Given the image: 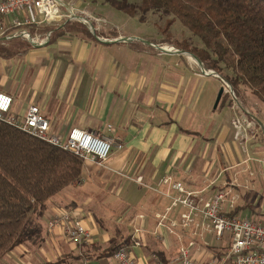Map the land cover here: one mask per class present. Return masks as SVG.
Instances as JSON below:
<instances>
[{"label": "crops", "instance_id": "1", "mask_svg": "<svg viewBox=\"0 0 264 264\" xmlns=\"http://www.w3.org/2000/svg\"><path fill=\"white\" fill-rule=\"evenodd\" d=\"M61 1L62 13L70 7L80 12L78 21L90 34L68 28L72 25L68 17L40 22L29 8L19 11L18 17L31 19L32 24L23 26L34 39L30 40L19 34L11 15H0V92L13 96L17 116H24L31 104L38 105L53 132L66 134L79 127L123 141L124 148H114L105 166L83 161V180L68 187L87 182L86 172L91 183L95 169L103 170L102 184L126 197V213L112 231L87 210L88 198L79 201L75 191L67 203L48 200L39 219L40 236L16 246L0 264H81L84 257L97 264H116L112 256H105L106 249L114 238H128L130 246L137 227L143 229L137 235L141 245L131 248L138 264H156L155 254L162 264H175L188 234L180 241L165 228L155 233L157 214L170 205L160 192L167 190L161 184L167 174L206 197L219 188L231 190L238 197L231 207L228 196L226 214L236 212L264 222V103L251 92L245 102L238 96L235 102L224 92L216 106L221 77L205 74L194 57L176 51L183 49L165 45L160 36L144 38L111 28L106 19L96 23L81 0ZM237 114L256 120L255 138L246 142L234 138L232 120ZM64 209L91 232L90 242L82 248L71 243L60 227H49ZM229 242V234L218 238L204 233L197 238L193 258L209 264L223 256Z\"/></svg>", "mask_w": 264, "mask_h": 264}, {"label": "trees", "instance_id": "2", "mask_svg": "<svg viewBox=\"0 0 264 264\" xmlns=\"http://www.w3.org/2000/svg\"><path fill=\"white\" fill-rule=\"evenodd\" d=\"M109 1L143 20L149 13L169 17L163 33L179 19L199 42L179 48L222 75L236 96L239 85L245 84L264 103V0ZM82 167L83 160L75 153L0 120V259L40 236L39 219L48 200L81 182ZM128 241L112 239L105 256H113Z\"/></svg>", "mask_w": 264, "mask_h": 264}, {"label": "built area", "instance_id": "3", "mask_svg": "<svg viewBox=\"0 0 264 264\" xmlns=\"http://www.w3.org/2000/svg\"><path fill=\"white\" fill-rule=\"evenodd\" d=\"M63 4L61 0H0V15H11L13 25L21 29L19 34L34 40L30 32L23 27L32 24L31 19H21L18 17L19 11L34 9L42 20L40 22L59 20L63 17L77 18L72 7L67 13H62ZM207 71L214 72L208 68L206 73ZM223 87L224 92L229 93L236 102L237 96L232 85L223 81ZM13 103L12 95L0 92V120L31 136L71 151L85 162L89 161L103 167L114 148L118 150L124 148L123 141L113 136L79 127L71 128L66 134L53 132L50 121L38 105L31 104L24 116H17L13 112ZM232 126L234 138L238 141L246 142L257 136L258 124L256 120L249 119L244 114L235 115ZM161 178V184L167 186V190L160 192L170 199V205L166 207L164 213L157 214L159 219L155 233H159L161 228H165L168 235H177L180 241L188 234V240L182 241L180 244L179 252L173 263L198 264L193 258L197 238L208 233L218 238L229 234L231 238L230 245L223 256L211 260L209 264H264V222L241 215L226 214L224 211V203L228 196L230 197V206L234 207L237 195L233 194L231 190L219 188L212 195L206 197L201 190L192 188L170 174ZM137 179L141 181L140 177ZM174 213L177 217L172 218ZM49 227L51 229L60 227L63 235L80 248L91 240L90 230L82 221L77 220L75 214L65 209L49 221ZM142 231V227H137L131 245H122L115 251L112 257L116 264H138L136 257L132 254L131 247L141 245L137 235ZM153 257L156 264H162L158 255L155 254ZM81 264L97 263L91 258L84 257Z\"/></svg>", "mask_w": 264, "mask_h": 264}, {"label": "rangeland", "instance_id": "4", "mask_svg": "<svg viewBox=\"0 0 264 264\" xmlns=\"http://www.w3.org/2000/svg\"><path fill=\"white\" fill-rule=\"evenodd\" d=\"M84 4V7H87L91 13H93V20L97 23L100 22V20L106 19V25L109 27H116L119 30L125 31L126 33H138L144 38H157L161 37L162 40L164 39L165 45L174 44L177 46L183 47L184 45L188 47H194L199 44L197 39L191 36V31L181 23L179 19H177L172 26H170L168 33L162 32V28L166 24V20L169 17L164 16H158L149 13L150 19H141L138 15H130L127 12H124L117 7L110 4L111 2L109 0H81ZM129 2L133 3H139L141 0H128ZM74 13L77 15V18H71L70 21L72 22V25L68 26V28H75L78 30H83L86 33L90 34V31L88 30V27L86 24H84L81 21H78L82 17L79 16L80 12L74 11ZM100 17V18H97ZM84 20L86 22L92 21V18H86L84 17ZM104 24V21H101V24ZM98 26V25H96ZM94 26V27H96ZM163 36V37H162ZM185 41V42H183ZM210 70V69H208ZM213 70V69H211ZM222 76V75H221ZM223 77V76H222ZM224 78V77H223ZM212 80V79H210ZM220 80V87L218 89V92L216 94V97L218 98L220 90L223 88V81L222 78L218 79ZM253 93L250 88H248L245 84L239 85V92L237 93L242 100L246 95H249L250 93ZM217 100V99H216ZM245 102V100H243ZM216 104V102H215ZM249 105V103L246 102V105ZM95 177L93 180H91L90 183V175L89 172H86V176L88 181L85 183L80 184L79 186L75 187H67L66 189L62 190L60 193L52 197L51 199L60 201L61 203H67L69 193L71 191H75L76 195H79V201L88 200L87 210L93 214V216H99L101 218V223H103L105 226L109 225L112 228L116 224L115 222H121L123 215L126 213V197H124L122 194L111 192V188L109 187V184H102V179L99 178V176L103 177L104 172L100 169H95ZM93 183V184H92ZM110 188V189H109ZM49 199V200H51ZM76 199V198H75ZM106 212H109L106 213ZM105 218H109L106 219ZM126 231V226H123ZM211 237V236H208ZM212 239V238H210ZM219 243L225 242L224 241H218Z\"/></svg>", "mask_w": 264, "mask_h": 264}, {"label": "water", "instance_id": "5", "mask_svg": "<svg viewBox=\"0 0 264 264\" xmlns=\"http://www.w3.org/2000/svg\"><path fill=\"white\" fill-rule=\"evenodd\" d=\"M126 40H130V38H125ZM146 41V40H145ZM148 43H150V44H152V42H150V41H147ZM153 45H157V44H154L153 43ZM158 47H159V49H161L162 51H168V49L167 48H165L164 46H159V45H157ZM170 49H174V47H172V48H170ZM176 51L177 52H181V53H188V54H190L192 57H194V59L202 66V68H203V70L205 71V74H213V75H217V76H219V77H221L222 78V80L223 81H225L226 83H229L228 81H226V79L225 78H223L218 72H208L207 71V73H206V68H204V66H203V63H202V61L196 56V55H194V53H192V52H189V51H186V50H177L176 49ZM230 84V83H229ZM223 93H224V87L220 90V92H219V95H218V98H217V100H216V106L218 105V103H219V101H220V99H221V97H222V95H223ZM262 126H264L263 124H262Z\"/></svg>", "mask_w": 264, "mask_h": 264}, {"label": "bare ground", "instance_id": "6", "mask_svg": "<svg viewBox=\"0 0 264 264\" xmlns=\"http://www.w3.org/2000/svg\"><path fill=\"white\" fill-rule=\"evenodd\" d=\"M193 61V60H192Z\"/></svg>", "mask_w": 264, "mask_h": 264}]
</instances>
